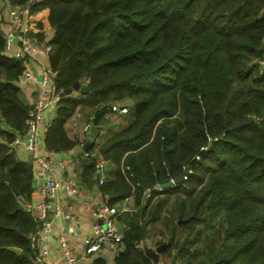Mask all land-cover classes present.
<instances>
[{"label":"trees","instance_id":"1","mask_svg":"<svg viewBox=\"0 0 264 264\" xmlns=\"http://www.w3.org/2000/svg\"><path fill=\"white\" fill-rule=\"evenodd\" d=\"M43 7L55 91L87 86L58 97L45 147L80 143L64 125L83 108L95 137L115 101L133 104L130 124L98 150L116 167L98 181L108 205L132 196L134 208L115 264H153L140 246L149 228L173 264H264V0H45L32 11ZM4 20L0 10V264H35L32 168L12 144L31 105L17 84L22 60L4 52Z\"/></svg>","mask_w":264,"mask_h":264},{"label":"built area","instance_id":"2","mask_svg":"<svg viewBox=\"0 0 264 264\" xmlns=\"http://www.w3.org/2000/svg\"><path fill=\"white\" fill-rule=\"evenodd\" d=\"M44 1L27 0L22 5L11 3L9 0H0V10L5 19L1 24L4 52L9 56L22 60L23 70L18 77L20 83L25 84L32 80L38 83L35 100L27 112L24 130L21 134L16 135L12 141V144L21 147L28 155L29 160L32 161L31 187L32 192L39 197L31 205L34 217L38 220L36 230L30 234L36 259L47 254L45 241L52 229L51 220L53 218L67 220L73 218L71 205L68 204L66 208L62 207L58 200L59 193L64 191L67 195L73 196L78 192L77 179L73 176L56 177L54 174L55 159L50 155L39 152L51 123L44 117L45 110H48L51 102L60 96L54 88L55 72L49 62L38 64L40 70L38 76L28 66L29 61L34 59L36 53L43 51L48 55L52 50L51 44L45 40H38L31 34L35 24L36 12L32 11V7ZM17 43L20 45V49L14 50L13 46H17ZM111 109L112 111H119V108L114 105ZM78 115L79 113H76V116ZM79 140L80 146H83L86 137L84 136ZM99 140V137L95 136L93 149L83 150L82 156L85 159L98 155ZM185 172L184 170L182 177H185ZM102 180L101 177L99 182ZM155 189L160 190L162 188L158 185ZM146 191L148 195L149 189H146ZM132 210L134 208H117L107 203H101L95 212L101 221L91 225L89 233L82 244V257L108 249L120 250L122 233L117 229L115 221L121 213ZM56 241L62 251L64 264H79V257L70 245L67 232L64 230L59 231L56 235Z\"/></svg>","mask_w":264,"mask_h":264},{"label":"crops","instance_id":"3","mask_svg":"<svg viewBox=\"0 0 264 264\" xmlns=\"http://www.w3.org/2000/svg\"><path fill=\"white\" fill-rule=\"evenodd\" d=\"M53 29L51 28L48 21V8L43 7L35 12V24L31 31V34L38 40H44L45 38L52 35ZM19 46V47H18ZM14 50H19L20 45L17 43V46H13ZM49 54L47 55L43 51L36 53L34 59L29 61L28 66L32 69L33 73L38 76L39 73V63L48 62ZM38 80V79H37ZM17 84L20 87L21 98L28 105H33L37 94L38 83L35 80H32L28 83H20L19 80ZM113 105L119 106V111L109 112L103 123L100 124L98 130H96V135L99 139L104 142L108 137H110L114 132L126 127L134 118L129 115V107H133V104L128 99H122L115 101ZM57 108V99L51 102V106L48 110H45L44 117L45 119L51 121L55 115ZM93 108H83L79 112V115L76 116V113L72 115L65 122V129L69 136H77L79 139L84 130V125L90 126V118L92 117ZM76 122V125L74 124ZM89 129V128H88ZM87 129V130H88ZM86 133V131H85ZM92 135V133H91ZM15 152L18 158L30 161L28 155L21 147H15ZM83 146L80 144H75L72 148L67 149L61 152H51L43 144L39 152L44 155H50L55 160L54 174L56 177H70L73 176L77 179L78 183V192L69 196L64 191H61L58 196V200L62 207H67L68 204L71 205L73 218L71 219H59L53 218L52 229L46 238V249L47 254L42 255L38 259H35V264H64V258L62 251L59 248L56 235L59 231L64 230L68 234L70 245L79 257V264H94V260L97 257H101L105 260L106 264H115V256L119 250L108 249L103 252H97L94 254H88L82 257V244L85 241L90 227L95 222H100L101 219L95 214L98 206L101 203H107V197L101 191L98 181L102 177L103 179H110L114 176L116 167L115 165L103 155L98 154L96 158L97 166V175L89 177L87 181H83L82 171L85 167V163L88 162L83 156ZM31 168H32V161ZM39 197L36 193L31 192L30 202L27 205V208L31 209V205L35 200H38ZM132 196L126 197L125 200L120 205H113L117 208L122 207H132ZM108 204V203H107ZM133 211V210H132ZM131 212V211H127ZM125 213L118 215L115 221L117 229L122 233V231L128 227V224L125 220ZM161 244V243H160ZM139 245V244H138ZM159 244H157L158 246ZM122 247V246H121ZM144 248V247H143ZM121 249V248H120ZM160 264H171L170 261L167 263L164 260V257L159 255Z\"/></svg>","mask_w":264,"mask_h":264},{"label":"water","instance_id":"4","mask_svg":"<svg viewBox=\"0 0 264 264\" xmlns=\"http://www.w3.org/2000/svg\"><path fill=\"white\" fill-rule=\"evenodd\" d=\"M73 90H75V91L77 90L80 93H84V92L87 91V86L81 85L78 81H76L70 87L65 88L62 91H60L59 95H66V94L70 93ZM92 125H93V123L90 122L89 129L86 131V133H87L86 141L83 144L84 150L90 149L91 146L93 145L94 137L91 135V127H92ZM104 149H105V147H102L100 150L103 151ZM183 174H184V171H182L177 177L167 181L166 183L160 184L161 188L170 186L173 183H177L181 179ZM165 246H166V243H161V244H159L156 247L145 246L144 247V253L146 254L147 257L150 258V260L152 261L153 264H160V262H159V254L165 248ZM9 248L14 250L16 253H20V249L19 248H16V247H13V246H9ZM23 255L27 256L26 253H23ZM174 262H175V253L172 254L171 260H170L171 264H173Z\"/></svg>","mask_w":264,"mask_h":264},{"label":"rangeland","instance_id":"5","mask_svg":"<svg viewBox=\"0 0 264 264\" xmlns=\"http://www.w3.org/2000/svg\"><path fill=\"white\" fill-rule=\"evenodd\" d=\"M115 107H119V106H117V105H114ZM133 114H134V108L131 106V107H129V115H130V117L132 118V116H133ZM102 123H103V121H102ZM76 125V124H75ZM85 127H84V130H82L83 132H82V134H81V137L80 138H83L84 136L86 137V135H87V133H85L84 134V132L85 131H87V129L89 128L87 125H84ZM98 143H99V147H100V145H102V141L101 140H99L98 141ZM155 228V227H154ZM163 231H165L164 230V228H161ZM149 231H148V238L145 240V241H143V242H141L140 243V246H142V247H145V246H150V247H156L157 246V244H158V239L159 240H163V239H166V237L165 236H161V235H158V234H155V232H154V229L153 228H149L148 229ZM157 233V232H156ZM171 258V257H170ZM165 261L167 262V263H169V257L166 259L165 258Z\"/></svg>","mask_w":264,"mask_h":264}]
</instances>
